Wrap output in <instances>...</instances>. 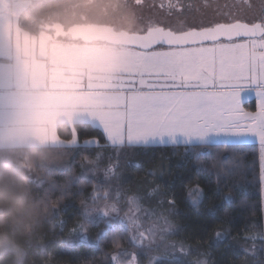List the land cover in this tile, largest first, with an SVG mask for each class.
Segmentation results:
<instances>
[{
	"label": "snow or ice",
	"instance_id": "1",
	"mask_svg": "<svg viewBox=\"0 0 264 264\" xmlns=\"http://www.w3.org/2000/svg\"><path fill=\"white\" fill-rule=\"evenodd\" d=\"M125 5L134 26L118 35L81 33L73 39L85 43L73 46L53 28L39 37H17L14 50L0 46V57L5 58L0 62V130L8 123L14 137L51 140L67 153L101 146L103 139V146L112 149L103 179H89L105 158L100 153L95 160L83 157L81 174L70 177L73 183L93 187V194L80 201L81 218L70 235L87 239L88 226L104 220L106 229L97 239L110 231L113 251L126 253V257L106 253L115 264H142L141 255L147 257L146 264H183L191 246L167 240L175 232L166 215L176 210L174 195L157 187L143 196L135 194L132 201L125 199L118 183L121 153L142 147L214 146L217 162L201 163L199 168L215 172L219 183L230 171L225 155L231 160L235 147L255 138L258 174L254 179L264 196V0L259 13L251 0H125ZM96 39L108 43L101 48L91 43ZM245 89L255 92L254 109L245 107ZM65 102L79 108V122L61 138L58 129L50 127L49 114ZM87 130L99 136L81 143L79 135ZM35 180L45 182L40 177ZM101 186L106 188L103 196ZM153 193L162 197L156 206L161 211L153 207L148 215L155 219L145 227L129 205ZM187 194L192 204L202 202L198 183ZM68 195V185L50 184L43 192L49 219L58 214ZM101 199L103 205L98 203ZM121 202L128 208L123 215ZM121 221L127 224L134 251L122 247L116 231ZM59 223L63 226L64 220ZM248 227L246 239L252 238ZM215 235L223 238L226 231ZM161 245L164 254L157 255Z\"/></svg>",
	"mask_w": 264,
	"mask_h": 264
},
{
	"label": "trees",
	"instance_id": "2",
	"mask_svg": "<svg viewBox=\"0 0 264 264\" xmlns=\"http://www.w3.org/2000/svg\"><path fill=\"white\" fill-rule=\"evenodd\" d=\"M84 0H34L19 16V26L28 34L34 36L43 30L41 26L47 21L60 22L69 28L75 24L67 25L68 14L71 8H76ZM79 8H82L80 6ZM78 9V8H76ZM256 100L245 103L248 109L255 108ZM77 126V125H76ZM72 128L67 124L58 126V132L65 135ZM99 133L87 130L79 135L81 143ZM100 145L91 148H80L72 152H65L58 146L51 149V158L46 165L36 173L43 178L44 183H36L37 191L42 193L55 184L58 188L68 185L69 195L61 200L58 214L43 226L39 236L28 246L23 264H112L110 256L114 253L111 244L112 232L97 239V234L106 229V221L100 220L95 226L89 225L87 240L81 239L79 234L70 235L73 226L81 218L80 201L89 194H93V187L89 184L73 183L70 177L79 176L82 172L81 161L83 157L95 160L100 153L105 158L95 165V176L90 180H102L101 172L109 163L107 157L112 149ZM215 147L209 146H165L142 147L124 149L120 158V173L122 179L118 182L121 194L125 199H132L139 193H152L159 187L160 191H168L174 195L176 210L166 213L169 221L175 228L172 235L167 236L168 241H183L191 248L187 256L182 258L183 264L201 260L207 264H264V196H262L258 181L254 175L258 174L257 143H242L233 149L234 155L227 161L228 171L217 183L215 172L211 174L200 171L201 163H216ZM52 174L49 175V169ZM149 171L152 175H148ZM199 184L203 190L202 202L192 204L188 197V188ZM105 187L99 188L100 194ZM59 195L57 192L53 199ZM162 197L153 193L151 198L145 197L139 203L140 208L147 215V221L154 220L149 211L156 207ZM121 207L126 208L121 202ZM157 213L161 211L156 207ZM63 219V226L59 221ZM248 227L245 237V227ZM125 227L119 225L117 233L122 237L123 249H131ZM225 230L223 238H216V232ZM256 250L255 255L249 253ZM163 255L160 249L156 253ZM142 264H146L147 257L141 256ZM0 264H10L9 257L0 258Z\"/></svg>",
	"mask_w": 264,
	"mask_h": 264
},
{
	"label": "clouds",
	"instance_id": "3",
	"mask_svg": "<svg viewBox=\"0 0 264 264\" xmlns=\"http://www.w3.org/2000/svg\"><path fill=\"white\" fill-rule=\"evenodd\" d=\"M52 148L31 135L0 139V258L9 257L10 264H23L27 246L49 220L35 176Z\"/></svg>",
	"mask_w": 264,
	"mask_h": 264
},
{
	"label": "rangeland",
	"instance_id": "4",
	"mask_svg": "<svg viewBox=\"0 0 264 264\" xmlns=\"http://www.w3.org/2000/svg\"><path fill=\"white\" fill-rule=\"evenodd\" d=\"M251 3L254 6V11L259 13L261 6H262V0H251ZM78 5L79 6L76 7L78 9L74 7L69 10L70 12L68 14V20L66 23L67 25L71 23L106 24V25L113 26L117 31H121V30L127 31L134 26L132 19L129 15V11L125 5V0H84L82 4H78ZM80 6H82V8H79ZM47 22L52 23V21L50 20ZM61 39H63L67 45L71 44L74 46L75 44L81 43L80 41H72L70 38H61ZM80 45H83V44L81 43ZM94 45L102 48L106 44L95 43ZM242 96L244 97L245 103L250 102L251 100H255V92L250 89H245V91L242 93ZM103 172L104 170L101 172L102 179H103ZM102 191L104 193L106 189H103ZM103 193L100 194L99 192L101 196H103ZM128 200L132 201L133 198L128 199ZM98 203L103 205L105 201L104 199H101L98 201ZM129 207H131L132 213L134 216H136L138 213V219L140 220V222H142L145 225V227H147L148 225L147 215L144 214L139 204L131 203ZM126 211H128L127 207L125 209L122 208V215H123V212H126ZM120 225L127 228V224L124 221H121ZM81 239L84 241L87 240L83 238ZM127 250L131 252V251H134L135 249L132 246L131 249H127ZM160 250L164 252L163 245H161ZM249 253L252 255H255L256 253L255 248L250 250ZM113 255H119L121 257H126V253H123V252H117V253H114ZM112 264H115V262L112 261Z\"/></svg>",
	"mask_w": 264,
	"mask_h": 264
},
{
	"label": "crops",
	"instance_id": "5",
	"mask_svg": "<svg viewBox=\"0 0 264 264\" xmlns=\"http://www.w3.org/2000/svg\"><path fill=\"white\" fill-rule=\"evenodd\" d=\"M33 1L34 0H12L9 10L4 14H0V46L14 50L16 46L17 37H39L42 33L45 32L43 31L37 35L32 36L22 30L19 26V16L21 12L26 9ZM4 60V57H0V62H3ZM78 111L79 108L72 102H65L55 105L49 114L50 127L58 129L59 125L67 124L73 129L79 122V116L77 115ZM17 127H19V125H17ZM5 137L13 139L18 137L13 136L11 125H9L8 123L5 124L3 130H0V139H3ZM45 141H47L52 146H56L51 140L45 139ZM243 143L257 142L255 138L250 137L247 141H244Z\"/></svg>",
	"mask_w": 264,
	"mask_h": 264
},
{
	"label": "water",
	"instance_id": "6",
	"mask_svg": "<svg viewBox=\"0 0 264 264\" xmlns=\"http://www.w3.org/2000/svg\"><path fill=\"white\" fill-rule=\"evenodd\" d=\"M12 0H0V14H4L9 10V7L11 5ZM41 30L43 31H49L53 28L60 30L64 33V35L61 38H70L72 41H80L82 43H85L84 40L81 39H73L74 36H78L81 33H87L89 35H118L120 33L125 32L126 30L117 31L113 26L106 25V24H75L69 28H66L65 25H63L60 22H53V23H47L45 25H42ZM256 39H259V37H256ZM92 44L95 43H104L107 44L108 42L104 39H96L91 41Z\"/></svg>",
	"mask_w": 264,
	"mask_h": 264
}]
</instances>
